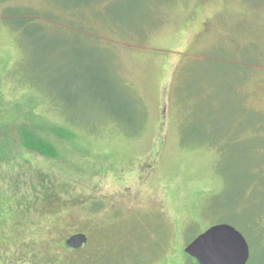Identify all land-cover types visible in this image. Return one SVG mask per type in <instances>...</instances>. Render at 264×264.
Returning <instances> with one entry per match:
<instances>
[{"label": "rangeland", "instance_id": "rangeland-1", "mask_svg": "<svg viewBox=\"0 0 264 264\" xmlns=\"http://www.w3.org/2000/svg\"><path fill=\"white\" fill-rule=\"evenodd\" d=\"M4 125L0 264H184L219 223L264 264V0H0Z\"/></svg>", "mask_w": 264, "mask_h": 264}, {"label": "water", "instance_id": "water-1", "mask_svg": "<svg viewBox=\"0 0 264 264\" xmlns=\"http://www.w3.org/2000/svg\"><path fill=\"white\" fill-rule=\"evenodd\" d=\"M88 242L85 233H76L66 240L67 246L78 249ZM199 264H248L251 256L247 239L238 229L219 223L197 235L184 248Z\"/></svg>", "mask_w": 264, "mask_h": 264}, {"label": "trees", "instance_id": "trees-1", "mask_svg": "<svg viewBox=\"0 0 264 264\" xmlns=\"http://www.w3.org/2000/svg\"><path fill=\"white\" fill-rule=\"evenodd\" d=\"M18 13L21 14V12L19 10H17ZM23 14V13H22ZM36 17V20L39 18V14H36V16H26L27 19H34ZM215 101V100H213ZM213 108V109H212ZM243 110V107H240ZM208 109V113H214L215 114H210L206 117H209L210 120H212L216 115H217V111L219 108L216 109V106H211L207 108ZM36 115L32 114L31 119V123H23L22 126L18 127L19 130V135H18V139L20 141V147L26 149V152L30 153V154H36L39 155L41 157H45L48 159H56L60 156V146L57 145V143L55 141H53L50 136H46L44 131L46 128H51L50 130L54 132V134L58 137V138H69V139H75V134L71 131L66 130L65 127L63 126H57V125H48V123H45L44 121H36ZM208 118V119H209ZM8 125V124H6ZM6 127L5 125L0 127L3 128ZM206 128V131L209 130L207 129V126H204ZM5 131V130H4ZM71 132V133H70ZM44 133V134H43ZM4 134V135H3ZM9 135H6L5 133H2V136L0 137V164H2L3 162H6V150L7 147H9ZM210 139V143L212 146H214L216 143L217 138H207ZM219 140L223 141L225 140V137L219 138ZM72 141V143H73ZM25 160L26 157H24ZM264 212V199H262L261 201V212H258V215L255 217L257 218L259 216L260 213ZM256 220V219H255ZM257 226V225H256ZM255 236L258 237V239L263 242L264 239V234L261 232H257L255 233ZM68 249H70V247L68 246ZM180 257L185 261L184 264H199L195 259H193L192 257H190L188 254L185 253V255L183 256L180 252ZM4 262V261H2ZM8 261L4 262L7 263Z\"/></svg>", "mask_w": 264, "mask_h": 264}]
</instances>
